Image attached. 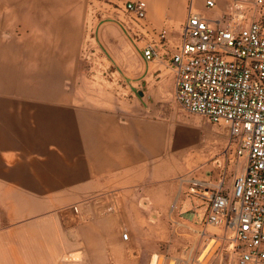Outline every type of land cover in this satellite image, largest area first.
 I'll return each mask as SVG.
<instances>
[{
	"label": "crops",
	"instance_id": "crops-1",
	"mask_svg": "<svg viewBox=\"0 0 264 264\" xmlns=\"http://www.w3.org/2000/svg\"><path fill=\"white\" fill-rule=\"evenodd\" d=\"M143 1V23L168 32L157 59L121 11L95 24L119 93L90 76L88 0H0V264H226L217 244L202 262L218 231L190 189L224 180L228 195L237 143L175 102L170 58L190 9L224 28L235 0ZM237 1L264 24V5Z\"/></svg>",
	"mask_w": 264,
	"mask_h": 264
},
{
	"label": "built area",
	"instance_id": "built-area-1",
	"mask_svg": "<svg viewBox=\"0 0 264 264\" xmlns=\"http://www.w3.org/2000/svg\"><path fill=\"white\" fill-rule=\"evenodd\" d=\"M94 10L88 5L90 40L95 41V24L100 14L116 9L133 26L130 32L143 43L144 57H160L159 49L168 39L167 30H150L143 22L147 4L143 0L122 5L98 1ZM250 3V0H241ZM254 7L264 0H253ZM214 8L215 1L207 0ZM182 42L170 62L177 75L175 102L184 111L222 124L230 129L237 143V171L228 195L224 180L215 187L200 184L190 189L202 206L198 216L210 232L206 249L213 242L224 249L226 264H264V24L248 22L235 0L228 12V24L217 28L189 10ZM90 76L95 82L123 93L120 74L106 61L98 48L85 55ZM128 240L129 235H123Z\"/></svg>",
	"mask_w": 264,
	"mask_h": 264
},
{
	"label": "rangeland",
	"instance_id": "rangeland-1",
	"mask_svg": "<svg viewBox=\"0 0 264 264\" xmlns=\"http://www.w3.org/2000/svg\"><path fill=\"white\" fill-rule=\"evenodd\" d=\"M98 1H102V0H88V5L90 4L91 6H93L92 7V9L94 10V8L96 7V9H98V8H100L102 5L98 2ZM88 5H87V7H88ZM95 6V7H94ZM95 46L98 48V46H97V44H95ZM226 130V129H225ZM227 131V130H226ZM228 132V131H227ZM234 163L233 164H235L234 165V169H236V172H235V176H236V173H237V171L241 168L240 166H238L237 165V159L234 157ZM234 176V177H235ZM221 230L222 229H216V231H218V232H221ZM217 232V233H218ZM216 247H217V245L216 244H214L213 242L210 244V247H209V250L211 251H207L209 254H207V252H205L204 253V256H206V255H208V257H207V259L206 260H203L202 262H204V261H207L208 259H209V257L210 256H212L214 253H215V251H216ZM156 258H154L153 259V261L155 260ZM172 260H174V261H177L179 264H181L177 259H176V257L174 256V257H169V258H167V259H165L164 257H158V261H159V263L158 264H170L171 263V261ZM153 263V262H152ZM172 264H174V263H172Z\"/></svg>",
	"mask_w": 264,
	"mask_h": 264
}]
</instances>
